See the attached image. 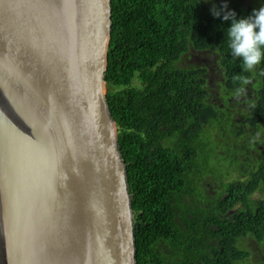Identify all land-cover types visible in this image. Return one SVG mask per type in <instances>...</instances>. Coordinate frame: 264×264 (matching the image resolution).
Segmentation results:
<instances>
[{
    "label": "trees",
    "instance_id": "trees-1",
    "mask_svg": "<svg viewBox=\"0 0 264 264\" xmlns=\"http://www.w3.org/2000/svg\"><path fill=\"white\" fill-rule=\"evenodd\" d=\"M110 1L106 99L136 264H264V60L243 73L227 45L231 20L212 14L227 4L246 19L264 0ZM193 53L207 62L189 64ZM236 75L251 81L239 97Z\"/></svg>",
    "mask_w": 264,
    "mask_h": 264
},
{
    "label": "water",
    "instance_id": "water-1",
    "mask_svg": "<svg viewBox=\"0 0 264 264\" xmlns=\"http://www.w3.org/2000/svg\"><path fill=\"white\" fill-rule=\"evenodd\" d=\"M110 36V0H0V264H136Z\"/></svg>",
    "mask_w": 264,
    "mask_h": 264
},
{
    "label": "clouds",
    "instance_id": "clouds-1",
    "mask_svg": "<svg viewBox=\"0 0 264 264\" xmlns=\"http://www.w3.org/2000/svg\"><path fill=\"white\" fill-rule=\"evenodd\" d=\"M224 13V20H231V26L226 30L227 45L234 59L241 61L243 73H249L264 60V7L253 13L246 19H235V13L227 11V4L221 9L213 6L212 14L219 17ZM251 81L244 75L233 77V84L237 85L233 93L239 97L245 91L246 85Z\"/></svg>",
    "mask_w": 264,
    "mask_h": 264
},
{
    "label": "rangeland",
    "instance_id": "rangeland-1",
    "mask_svg": "<svg viewBox=\"0 0 264 264\" xmlns=\"http://www.w3.org/2000/svg\"><path fill=\"white\" fill-rule=\"evenodd\" d=\"M238 2H240V4L242 5V6H246V5H249V4H252L253 2H254V0H238ZM208 59V57L207 56H204V55H198V54H195V53H193V54H191V57H190V59H189V64L190 63H198V64H204L205 63V61ZM209 77V79H211V93H218L219 92V90H220V88H218L216 85H215V82L217 81V79H216V76L215 75H211L210 74V76H208ZM133 85L134 86H136V87H139V83L135 80L134 81V83H133ZM113 90V89H112ZM107 92H109L108 91V88H107ZM244 95V97L246 98V96H247V98L246 99H244V100H246V102L249 100V98H251L249 95H247V93H245V94H243ZM242 98V97H241ZM243 100V101H244ZM218 102V101H217ZM246 102H244L242 105H241V107H240V110L242 111V110H244L245 108H246ZM218 175H221V171H218ZM208 186V187H207ZM206 187H207V189H208V194H211V192L213 193V194H215V191H217V189H216V187H217V185H215V184H207L206 185ZM206 189V190H207ZM253 246V248L255 249V246L254 245H252ZM247 248H250V247H247Z\"/></svg>",
    "mask_w": 264,
    "mask_h": 264
},
{
    "label": "flooded vegetation",
    "instance_id": "flooded-vegetation-1",
    "mask_svg": "<svg viewBox=\"0 0 264 264\" xmlns=\"http://www.w3.org/2000/svg\"><path fill=\"white\" fill-rule=\"evenodd\" d=\"M200 55H204V54H200ZM205 56V55H204ZM205 62H207V60L205 61ZM212 70H210V72H211Z\"/></svg>",
    "mask_w": 264,
    "mask_h": 264
}]
</instances>
